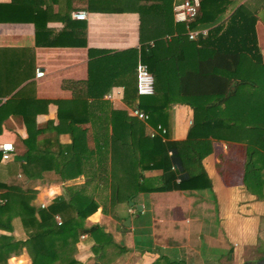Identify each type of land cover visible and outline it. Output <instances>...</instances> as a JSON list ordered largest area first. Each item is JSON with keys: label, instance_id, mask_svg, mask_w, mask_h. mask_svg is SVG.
<instances>
[{"label": "crops", "instance_id": "0c3cea01", "mask_svg": "<svg viewBox=\"0 0 264 264\" xmlns=\"http://www.w3.org/2000/svg\"><path fill=\"white\" fill-rule=\"evenodd\" d=\"M180 1L183 0H164L166 6H174ZM242 3L258 17L255 32L264 62V0H236L235 6ZM34 7L39 10L38 21L44 25L38 32L32 22ZM79 9L88 12L87 19L72 17V12ZM166 9L170 12L169 6ZM140 20L139 12L106 5L101 0H37L22 10L20 7L15 9L12 0H0V142H12L15 148L10 160L0 161V179L34 189V202L46 207L54 198L66 196L65 187L85 184V171L96 173V180L88 186V191L96 185L95 199L100 204L85 219L84 225L87 228L100 225L117 244L126 247V251L119 253L110 264H151L161 253L171 258H177V255L194 264H244L245 260L263 256L264 252L260 250L264 249V199L257 198L243 184L245 144L242 142L210 137L211 152L202 159L210 189L140 191L127 197L125 173L118 170L112 175V146L115 143L105 136L95 140L94 133L99 131L110 136L111 112L122 110L133 116L132 110L137 107L138 99L131 104L126 102L124 87L118 82L103 95H97V86L85 87L76 82H89L90 49L111 56L138 49ZM37 69L44 74L37 77ZM172 92V96H179L176 91ZM15 94L18 96L8 104ZM96 95L100 96L99 100L94 99ZM25 112L28 115L35 113L32 123L38 133L32 144L39 150H48L58 157L57 160L74 162L76 168L70 173L78 171L77 176L61 181V168L54 161L47 169H38L41 175L37 180H24V171L18 162L24 161L28 151L24 142L28 131L21 116ZM59 113L63 117L61 122ZM164 119L167 128L161 123L154 125L149 120L143 121L145 133L149 135L150 129L161 125L166 129L168 139L184 140L193 123L194 111L188 104L174 102L166 109ZM58 129L61 130L57 132ZM72 129L81 131L74 140L70 134ZM116 150H120L118 145ZM118 156H121L120 152L116 159ZM220 162L222 164L218 166ZM7 163L9 165L5 167ZM7 167L14 174L8 176ZM103 173H106L105 178ZM143 174L150 185L156 186L162 170L149 169ZM113 179L123 191L120 198L114 200L111 199ZM137 204L141 205V211L136 209ZM103 208L106 213L102 212ZM200 209L204 211L198 212ZM208 210L213 213L204 215ZM134 214L137 215L131 219L130 226H124L123 221ZM192 214L201 215L190 216ZM208 225H211L213 235L218 236L215 237L221 246L217 245L214 253L210 249L193 255L196 251H191L190 255L185 253L187 257H181L176 248L178 242L183 244L185 241L189 245L192 235L197 237L199 241L192 240L201 248L202 243L208 241L206 237L211 235L205 230ZM13 233L15 237L25 239L20 227ZM91 245L88 234H82L76 243L75 254L86 264H97L90 251ZM193 258L198 259L194 261ZM30 262L26 249L8 260V264Z\"/></svg>", "mask_w": 264, "mask_h": 264}, {"label": "trees", "instance_id": "16d2710c", "mask_svg": "<svg viewBox=\"0 0 264 264\" xmlns=\"http://www.w3.org/2000/svg\"><path fill=\"white\" fill-rule=\"evenodd\" d=\"M34 1L37 0H12V3L15 9L22 10ZM235 1L200 0L198 13L188 28L208 30L205 36L195 40L189 39L185 23L174 21L173 6H166L164 0H101L106 5L139 12L140 46L112 56L90 49L89 82L76 83L97 86V95H103L118 82L124 87L126 102L131 104L138 99L137 107L148 113V120L166 128V109L174 102L188 104L194 111L193 123L184 140L168 139L167 133L150 137L144 131L143 121L126 111L111 112V135L98 131L93 137L95 140L110 137L115 143L111 173L113 176L118 170L125 173L124 184L128 188L125 196H134L140 191L210 189L202 159L211 152L212 137L245 144L243 184L257 198L264 199V62L255 32L258 17L244 3L235 6ZM168 6L170 12L166 9ZM33 10L32 22L38 32L44 25L38 21L39 10L36 7ZM138 60L146 63L154 76L151 95L137 92ZM115 77L118 79L114 81ZM172 91L179 96H172ZM14 96L18 95H13L8 104ZM58 115L61 122L62 114ZM21 116L28 131L24 141L28 151L24 161L18 162L23 168L24 180H37L41 175L38 169H47L54 161L61 168V181L77 176L78 171L70 173L76 168L74 162L57 160L48 150H39L32 144L38 133L32 123L35 113L25 112ZM79 132L70 130L73 140ZM117 145L120 150H116ZM119 152L121 156L116 159ZM149 169L162 170L156 186L144 177L143 171ZM89 170H92L90 165ZM7 172L8 176L14 174L9 169ZM84 174L85 184L65 187L66 196L54 198L46 207L34 202V189L0 179V264H8L9 258L19 255L23 249L30 256V264H86L75 254L82 234L91 238L90 251L97 264H110L119 253L126 251L100 225L85 227V219L100 203L95 199L96 185L88 191V186L96 180V173L85 171ZM122 192V187L113 179L111 199H119ZM102 212L107 210L103 208ZM16 227L24 231L25 239L14 236ZM260 251L263 253L264 249ZM151 264L194 263L161 253ZM244 264H264V255L245 260Z\"/></svg>", "mask_w": 264, "mask_h": 264}, {"label": "built area", "instance_id": "2783aa9c", "mask_svg": "<svg viewBox=\"0 0 264 264\" xmlns=\"http://www.w3.org/2000/svg\"><path fill=\"white\" fill-rule=\"evenodd\" d=\"M200 0H183L176 3L173 6V18L177 23H185L187 28V34L189 39H197L198 37H203L207 33V29H189L188 24L192 21L199 10ZM72 17L77 20H85L88 17V12L84 9H79L72 12ZM44 74L40 69L36 70V76L40 77ZM136 77H137V92L139 95H151L154 93V76L149 70L146 63L139 60L136 65ZM133 116L137 117L142 121H147L149 119L148 113L140 109L139 107H134L132 110ZM166 129L161 125L150 129L149 136L154 137L158 134H164ZM15 148L12 142L3 141L0 142V152L2 160H10L12 153Z\"/></svg>", "mask_w": 264, "mask_h": 264}, {"label": "rangeland", "instance_id": "374dc122", "mask_svg": "<svg viewBox=\"0 0 264 264\" xmlns=\"http://www.w3.org/2000/svg\"><path fill=\"white\" fill-rule=\"evenodd\" d=\"M222 163L220 162L219 164H218V166L219 165H221ZM19 180V179H18ZM19 182H21V180L19 181ZM20 185H24V183H20ZM195 207H197V206H194V208ZM195 211H197L196 209H194ZM204 210H202V209H200L198 212H203ZM212 210H208L207 211V213H204V215H206V214H209V213H213V211L211 212ZM201 214H197V215H190V216H200ZM196 228V230H197V227H195ZM206 228L207 229H205L207 232H209V233H211V235H209V236H207L206 238H207V240L208 241H206V243H202V247L201 248H198L197 246L199 245V243L197 242V241H195V240H192L193 238L194 239H196V240H198L197 239V237H195V236H190V242H189V245H187L188 243L187 242H185L184 241V243L182 244V242L181 241H179L178 242V247H176L180 252H181V254H180V256L181 257H187L186 255H185V253L186 252H188V255H190L189 253L191 252V251H196V252H193V255L195 254V253H198V251H202V252H204V253H206V252H209L210 251V249L212 250V252L214 253V251H215V249L216 248H218V246L217 245H220V240L219 239H217L216 237H218L217 235H213V232L211 231V225H208V226H206ZM150 232H152L151 231V229H150ZM164 232L166 233V229L164 230ZM196 232V231H195ZM161 236L163 237L164 235L163 234H161ZM165 236H167V235H165ZM199 241V240H198ZM201 244V243H200ZM221 246V245H220ZM223 247V246H222ZM250 249V248H249ZM184 252V253H183ZM251 252H250V250H249V254H250ZM176 257L178 258V259H182V258H180L179 256H177L176 255ZM193 257V256H192ZM197 259L198 258H193V260L194 261H197ZM194 261H192V262H194ZM201 263V262H200ZM207 263V262H206ZM207 264H210V263H207Z\"/></svg>", "mask_w": 264, "mask_h": 264}, {"label": "water", "instance_id": "95a60500", "mask_svg": "<svg viewBox=\"0 0 264 264\" xmlns=\"http://www.w3.org/2000/svg\"><path fill=\"white\" fill-rule=\"evenodd\" d=\"M141 205H136V209L138 210V211H141ZM137 214H134L132 217H128V218H126L124 221H123V224H124V226H127V227H129L130 226V224H131V219L133 218V217H135Z\"/></svg>", "mask_w": 264, "mask_h": 264}]
</instances>
